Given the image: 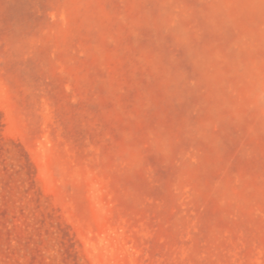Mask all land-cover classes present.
Listing matches in <instances>:
<instances>
[{"label":"rangeland","instance_id":"374dc122","mask_svg":"<svg viewBox=\"0 0 264 264\" xmlns=\"http://www.w3.org/2000/svg\"><path fill=\"white\" fill-rule=\"evenodd\" d=\"M0 264H264V0H0Z\"/></svg>","mask_w":264,"mask_h":264}]
</instances>
